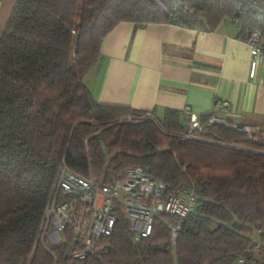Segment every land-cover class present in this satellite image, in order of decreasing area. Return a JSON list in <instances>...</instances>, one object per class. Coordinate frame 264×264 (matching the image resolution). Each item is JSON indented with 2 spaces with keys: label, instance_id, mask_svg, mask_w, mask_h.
<instances>
[{
  "label": "trees",
  "instance_id": "trees-1",
  "mask_svg": "<svg viewBox=\"0 0 264 264\" xmlns=\"http://www.w3.org/2000/svg\"><path fill=\"white\" fill-rule=\"evenodd\" d=\"M225 20L245 42L264 38V0L17 1L0 39V264H264L260 133L248 140L209 115L186 139L181 112L100 105L82 82L121 23L215 32ZM62 162L106 184L140 166L165 198L185 186L197 203L182 221L155 218L138 241L119 213L107 250L74 260L67 243L48 248L39 235Z\"/></svg>",
  "mask_w": 264,
  "mask_h": 264
},
{
  "label": "crops",
  "instance_id": "crops-1",
  "mask_svg": "<svg viewBox=\"0 0 264 264\" xmlns=\"http://www.w3.org/2000/svg\"><path fill=\"white\" fill-rule=\"evenodd\" d=\"M18 0H0V39ZM231 22L215 32L197 25L136 28L121 23L103 40L83 86L97 104L182 113V122L215 115L247 125L264 139V63L250 78L251 56ZM228 103L226 112L219 107Z\"/></svg>",
  "mask_w": 264,
  "mask_h": 264
},
{
  "label": "built area",
  "instance_id": "built-area-1",
  "mask_svg": "<svg viewBox=\"0 0 264 264\" xmlns=\"http://www.w3.org/2000/svg\"><path fill=\"white\" fill-rule=\"evenodd\" d=\"M246 44L251 56L250 78H253L259 64L264 63V38L254 31ZM227 108V102L219 107L222 112ZM208 125L229 127L248 140L255 139L256 131L252 127L230 123L215 115L210 116ZM186 126L185 138H194L192 132L201 129L200 117L191 118ZM165 191V185L151 178L140 166L127 169L111 184H106L92 176H78L62 162L44 211L40 238L48 248L67 243L68 257L84 260L107 250L105 241L112 235L119 213L126 217L134 241L146 238L151 234L155 218L168 215L182 221L195 209L194 189L182 186L166 198ZM170 230L175 240L180 225ZM258 252V247L252 251L255 255ZM235 264H244V261L237 260Z\"/></svg>",
  "mask_w": 264,
  "mask_h": 264
},
{
  "label": "rangeland",
  "instance_id": "rangeland-1",
  "mask_svg": "<svg viewBox=\"0 0 264 264\" xmlns=\"http://www.w3.org/2000/svg\"><path fill=\"white\" fill-rule=\"evenodd\" d=\"M226 21L229 22L228 20H225L224 22H226Z\"/></svg>",
  "mask_w": 264,
  "mask_h": 264
}]
</instances>
